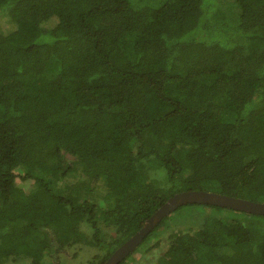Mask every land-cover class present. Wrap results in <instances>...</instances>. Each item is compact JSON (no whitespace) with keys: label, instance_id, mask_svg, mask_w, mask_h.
<instances>
[{"label":"trees","instance_id":"1","mask_svg":"<svg viewBox=\"0 0 264 264\" xmlns=\"http://www.w3.org/2000/svg\"><path fill=\"white\" fill-rule=\"evenodd\" d=\"M196 191L264 204V0H0V264H104ZM200 208L121 264H264V216Z\"/></svg>","mask_w":264,"mask_h":264},{"label":"water","instance_id":"2","mask_svg":"<svg viewBox=\"0 0 264 264\" xmlns=\"http://www.w3.org/2000/svg\"><path fill=\"white\" fill-rule=\"evenodd\" d=\"M187 205L212 206L252 215L264 216V204L209 192H184L170 198L143 227L119 247L104 264H121L133 253L150 232L167 216Z\"/></svg>","mask_w":264,"mask_h":264},{"label":"rangeland","instance_id":"3","mask_svg":"<svg viewBox=\"0 0 264 264\" xmlns=\"http://www.w3.org/2000/svg\"><path fill=\"white\" fill-rule=\"evenodd\" d=\"M17 183L24 190H29V188L31 186V183L22 180L21 176H19L17 178ZM194 209L200 210L201 208H200V206H185V207L181 208L180 210H178L175 213H173L164 222L163 226H165L166 224L172 223L175 226H180L181 229H184L185 227L175 223V217L182 216V215L185 216V217H191V216H188V214H190V211H192ZM196 222H197V220L194 219V223H196ZM194 226H196V225L192 224V225H189V226H186V227H194ZM157 232L158 231L153 232L146 242L148 243V242L157 240L158 239V237L156 235ZM166 247H167V242L162 240V247H160V249L152 250L151 253H150V256H154V255L160 254L161 252H163L166 249ZM75 251H76L75 249H71L69 251L63 252V255H64L63 256V260L65 261V263H63V264H88V262L92 259L93 256H96V254L100 255V253L98 254L96 252L86 253L85 251H80L81 252L80 256L78 255L79 257L78 256L74 257V255L76 253ZM53 258H54V260H53L54 263L53 264H61V262H59V260L57 259L56 255H54Z\"/></svg>","mask_w":264,"mask_h":264}]
</instances>
